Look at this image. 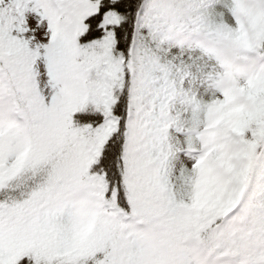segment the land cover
Masks as SVG:
<instances>
[{
  "label": "snow or ice",
  "instance_id": "6c2138e0",
  "mask_svg": "<svg viewBox=\"0 0 264 264\" xmlns=\"http://www.w3.org/2000/svg\"><path fill=\"white\" fill-rule=\"evenodd\" d=\"M0 264H264V0H0Z\"/></svg>",
  "mask_w": 264,
  "mask_h": 264
}]
</instances>
